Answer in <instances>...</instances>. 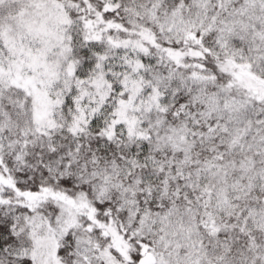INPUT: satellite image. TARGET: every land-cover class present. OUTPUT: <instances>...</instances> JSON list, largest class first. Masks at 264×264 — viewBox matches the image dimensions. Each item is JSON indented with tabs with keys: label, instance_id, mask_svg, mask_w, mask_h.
Returning a JSON list of instances; mask_svg holds the SVG:
<instances>
[{
	"label": "snow or ice",
	"instance_id": "obj_1",
	"mask_svg": "<svg viewBox=\"0 0 264 264\" xmlns=\"http://www.w3.org/2000/svg\"><path fill=\"white\" fill-rule=\"evenodd\" d=\"M0 264H264V0H0Z\"/></svg>",
	"mask_w": 264,
	"mask_h": 264
}]
</instances>
